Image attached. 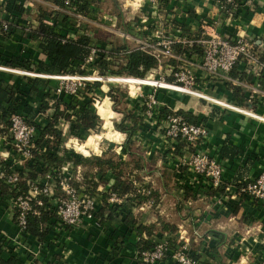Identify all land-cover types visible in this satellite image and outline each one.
Returning <instances> with one entry per match:
<instances>
[{
	"label": "crops",
	"instance_id": "crops-1",
	"mask_svg": "<svg viewBox=\"0 0 264 264\" xmlns=\"http://www.w3.org/2000/svg\"><path fill=\"white\" fill-rule=\"evenodd\" d=\"M108 1L114 5V10L107 13L103 4L102 8L99 4L100 13L97 16L100 22L104 21V17L116 20V29H109L113 38L109 39L101 28L95 30L91 27L89 31L95 20L88 24L85 32L92 36L98 32L104 34L105 39L96 44L103 50L111 51L110 42L123 33L119 27L121 19L126 21L115 8L117 1L105 0L104 4ZM219 1L159 0L158 8L145 7L134 16L133 47L136 48L138 39L145 37L138 32L142 18H147L148 25H152L147 33L149 37L155 35V27L165 29L167 35L173 37L201 35L204 21L219 17ZM252 2L250 7H242L235 17L219 20L216 32L225 38L244 37L264 50V0ZM40 5L54 9L45 0H0V19L11 22L15 29L11 35L0 29V68L12 70H0V81L20 90L27 88L28 78H41L31 75L42 76V79L49 76L28 71L22 65L24 61H29L33 68L46 61L38 43L30 38L38 26ZM173 22L185 29L176 28ZM82 33L80 31L78 35ZM14 58L22 66H11ZM248 70V67L239 64L235 74L245 75ZM196 74V89L200 93L253 115L251 117L183 94L160 91L158 95L163 110L187 113L208 128L210 135L204 149L224 164L223 187L215 190L202 178L192 184V175L178 168L179 163L189 155V152H184V143L179 144L172 157L158 130L146 125L133 137L135 148H139L144 157L146 173L136 171L128 175L126 183L132 189L123 196L125 204L114 207L107 203L106 197L116 186L117 176L107 172L106 184H99L95 191L98 197L93 217L84 219L76 230L58 231L49 223L51 229L43 242L23 234L15 220L13 199L0 195L1 258L5 261L13 258L16 264H141L137 258L140 248L147 246L150 249L160 240L174 242L182 236L188 240L192 253L202 264H261L264 260V203L240 196L236 185L238 181L254 180L264 172V101L260 97L254 99L252 102L258 103L256 109L242 107L226 82L218 81L201 70ZM256 80L254 77L250 84H256ZM133 82L135 84L140 80L133 78ZM246 89L250 101L249 88ZM18 100L21 101L22 114L39 108L32 97H18ZM136 100L134 102L138 103ZM136 108V118L140 120V106ZM98 114L109 125L114 112L104 103L99 107ZM38 120L37 117L35 121ZM10 146L11 143L0 136V163L3 165L6 163L2 156L9 153ZM225 147L235 149L238 154L223 157ZM77 149L89 155V150L95 151L96 147L88 142L78 145ZM120 154V159H128L125 150ZM13 157L10 155L9 163L13 162ZM98 179H94L95 183ZM229 187L230 191L226 192ZM219 200H222V205H219ZM159 264L174 263L165 261Z\"/></svg>",
	"mask_w": 264,
	"mask_h": 264
},
{
	"label": "built area",
	"instance_id": "built-area-1",
	"mask_svg": "<svg viewBox=\"0 0 264 264\" xmlns=\"http://www.w3.org/2000/svg\"><path fill=\"white\" fill-rule=\"evenodd\" d=\"M116 1L118 4L120 3V14L125 18L126 23L134 21L135 13H141L145 7H159V0ZM252 1L220 0L218 4L219 17L205 20L203 32L197 39L168 36L165 29H157V27L154 28L156 29L155 35L149 37L150 35H147V33L151 31L152 25H148L147 18H142L141 27L138 29V32L145 34V37L136 41V50L149 53L159 60L174 59L176 60V66L161 65L158 69L152 70L145 79H138L142 83H137L133 86L139 85L141 93H137L135 97L129 98L131 101L137 99L139 104L133 102L131 107L134 108L135 104L140 106L139 111L144 121L143 126H154L158 130L160 139H162L165 148L172 152V157L175 155L174 153H176L179 144L184 143V152H189V155L187 159L179 163L178 168L184 169L192 175V184H196L202 178L209 184V187L215 190L220 189L224 184L225 167L222 162L211 156L207 149H204V143L210 135L208 128L200 123L191 124L183 116L175 112L160 118L163 107L158 95L160 91H166L196 97L216 106L253 117L249 112L213 99L196 89V73L198 70L204 71L218 81L233 85H244L232 75L235 72V68L239 64H243L249 69L247 73L257 79L256 84L246 86L249 88L250 101L258 97L264 101V84L261 83L263 81L261 80L262 76L264 75L263 50H260L253 42L244 37L225 38L216 32L219 20L235 17L242 7H250L251 3H253ZM64 3L65 9L63 12L70 17L72 24L78 29V33L82 31V35L86 34L91 37L90 34L85 32L86 27L98 18L97 15H99L100 9H97L92 16H84L76 11L72 0H64ZM54 10L61 11L57 7ZM128 14H132L133 17H127ZM110 19V17H104V20ZM47 23L52 25L50 21ZM11 26V22L0 19V29L2 32L10 33ZM116 27L117 23L114 21L111 29H116ZM128 27L133 28V22ZM121 37L133 43V34L130 31L121 33ZM177 45H181L184 48V52L179 55L174 53V47ZM89 51V56L81 67L85 71L83 75L45 77L58 82L53 92L56 99L64 95L80 98L84 94L86 95L89 87L100 84L103 78L107 79L108 83L111 84L110 88L117 82L128 84L120 80L131 77L101 75L99 69L95 66L98 57L103 53L108 56L106 57L108 61L118 60L115 56L110 55L111 51L101 49L96 43L90 46ZM131 52L126 51L125 55ZM0 70L12 71L6 68H0ZM21 73L30 75L24 72ZM166 74H169L167 75L169 76L168 79H166ZM31 76L43 78L39 75ZM53 104L54 101L51 102V105ZM97 105H95L96 109ZM96 114L99 116L98 113ZM44 116L46 115H39L38 121H41ZM9 132L12 136V152L9 151L2 158H4L5 165L9 164L10 168L22 169L28 162L34 159V153L37 151L36 144L39 140L38 130L34 124H29L23 116L14 115L11 118ZM123 148L124 145L119 148V152H117L119 155H121L120 152L123 151ZM12 153H14V160L9 163L8 160L10 155H13ZM15 158H17L16 161ZM77 171L78 176H80L81 169L78 168ZM53 173L58 172L53 171ZM53 173L39 177L31 183L27 195H19L17 199L13 200L14 210L18 211L16 223L23 234L26 233L28 216H41V208L46 211L55 209L57 217L55 229L58 231H73L78 229L81 227L84 219L92 218L96 211L97 194H86L84 188L78 190L72 185L73 177L70 165H66L57 176H53ZM19 181L20 177L18 174H7L4 167L0 165V185H9L15 188ZM236 186L238 187L240 196L250 197L264 203V172L254 180L238 181ZM230 189V187L227 188L226 192L230 191ZM57 191H60L62 195L57 197ZM40 196H44L47 201L41 200ZM106 201L114 207H121L125 204V197L112 191L108 193ZM218 203L219 205L223 204L222 200H219ZM137 254V258L141 264H159L165 261H172L174 264H202L192 253L188 240L182 236L174 242L160 240L152 248L139 250ZM261 264H264V260Z\"/></svg>",
	"mask_w": 264,
	"mask_h": 264
},
{
	"label": "trees",
	"instance_id": "trees-1",
	"mask_svg": "<svg viewBox=\"0 0 264 264\" xmlns=\"http://www.w3.org/2000/svg\"><path fill=\"white\" fill-rule=\"evenodd\" d=\"M52 4V6L59 8L61 11L54 10L46 5H40V16L38 18V26L31 33V40L36 41L40 50L44 53L46 61L39 62L32 68V63L24 61L22 65L28 71H35V73L49 76H63V75H83L85 73L82 70V66L89 56L90 46L97 41L104 40L105 35L102 33H96L93 37L86 34L78 35V29L72 24L70 17L64 13L65 3L64 0H45ZM73 6L76 11L84 16H92L96 12L99 5L98 0H72ZM50 21L52 25L45 21ZM124 20L121 19L119 27L123 24ZM176 28L179 27L177 23H172ZM125 28V27H124ZM127 29V28H126ZM126 29H123L125 32ZM185 29V28H183ZM15 29L11 26V32L6 33L11 35ZM94 32V31H93ZM97 32V31H96ZM95 33V32H94ZM199 35H195L191 38L197 39ZM112 46L111 54L118 60L108 61L104 53L101 54L95 66L99 69L101 75H114L122 77H131L137 79H145L152 70L158 69L161 65L176 66V60L167 59L159 60L153 55L136 50L131 42H128L124 37H119L110 42ZM126 51H132L130 54H126ZM184 52V48L181 45L174 47V53L179 55ZM262 60L264 61V50L262 54ZM111 58V57H110ZM120 60V61H119ZM11 66H22L17 59H12ZM238 67V66H237ZM236 70V68H235ZM234 78L240 80L244 85H233L227 83L228 89L232 92L233 96L242 107L251 106L252 109H256L258 103L249 101L247 99V89L245 86L254 81V77L245 74H232ZM264 84V75L262 76ZM57 81H52L42 78H28L27 88L24 90L17 89L12 85L0 81V136L6 138L7 142H12V136L9 132L11 127V118L14 115L23 116L29 124H34L38 130L39 140L37 141V151L34 153V159L28 162L22 169H12L9 164L3 165L7 174L16 173L20 177V181L15 188L9 185L0 186V195L10 196L13 200L17 199L19 195H27L31 183L37 180L39 177L46 176L48 173H53V176H57L62 172L66 165L72 167V185L80 190L85 189V193L89 195H95V191L99 184H106V174L111 171L117 176V184L113 191L120 196H125L131 191L130 185L126 183V178L130 173L143 172L146 173V164L144 157L138 149H131L128 145H124L128 159L126 161L120 159L121 156L105 155L102 157L91 156L83 157L73 150L62 149L63 131L60 129V123L65 121L70 125L71 134L79 138H84L92 132L101 129L102 120L96 114L92 105V98L89 95L91 90H100V84H95L88 88L86 95L79 97H73L64 95L58 99L55 98L54 90L57 86ZM115 90L111 87L110 97L117 100V104H129L130 98L128 92ZM115 92H119V98L114 95ZM18 97L33 99L38 102V109L36 111L27 110L26 114H22L20 107L21 101ZM123 100V101H122ZM54 104L51 106V102ZM134 102V101H133ZM116 106V104H115ZM134 105L131 113L128 110H122L120 113L123 116L121 123H116V129L127 136L128 143L133 140L135 132L143 127V119L136 118V108ZM116 108V107H115ZM138 110V109H137ZM172 113L171 111L164 109L160 118ZM178 115H182L189 123L198 124L196 119L183 112H178ZM39 115H46L41 121H35ZM130 121V125L126 127L123 123ZM8 150L12 152L11 146ZM14 156V153H12ZM124 154V153H123ZM230 154V155H228ZM235 149L231 147H225L223 150V157L237 155ZM87 155V154H85ZM227 155V156H226ZM120 157V158H119ZM78 168L81 169V174L78 176ZM99 177L98 182L95 183L94 179ZM223 187V186H222ZM57 197L62 193L57 191ZM44 202L47 199L44 196L39 197ZM52 209V208H51ZM15 211V220L18 215V211ZM41 216L34 215L28 216V225L25 234L36 237L39 241H45L47 235L50 232L49 223L57 226V217L55 209L45 210L40 209ZM170 229V228H166ZM173 230V228H171ZM66 231V230H64ZM146 248H140V250H146ZM2 249L0 247V264H16L15 259H9L5 261L1 258ZM220 264H227L221 262Z\"/></svg>",
	"mask_w": 264,
	"mask_h": 264
},
{
	"label": "rangeland",
	"instance_id": "rangeland-1",
	"mask_svg": "<svg viewBox=\"0 0 264 264\" xmlns=\"http://www.w3.org/2000/svg\"><path fill=\"white\" fill-rule=\"evenodd\" d=\"M105 0H99V4L102 8L103 4V9L105 10V12L107 13H111L114 9V5L112 3H110L109 1L106 2V4H104ZM120 4V3H119ZM116 5L115 8L116 10H118V13L121 12L120 10V6ZM100 6L98 5V8L100 9ZM127 17H133L132 14H128ZM112 19V18H111ZM104 20L103 22L98 21V18H96L95 23L90 25V28L88 29L89 31H91V27L95 30H98V28H101L102 30H104L107 34L106 36L109 39L113 38V35L110 34L109 29L111 28V25L114 23V19L112 20ZM133 22V20L131 21ZM131 22H123V24H121L120 29H126L127 31L132 32L133 34V28L128 27L130 25ZM125 27V28H124ZM87 28V27H86ZM124 32V31H122ZM92 36V35H91ZM93 37V36H92ZM133 44V43H132ZM169 74H166V79H168L169 76H167ZM124 82L128 83V84H124V83H114L113 87L115 88V90H117V88L119 89L118 91L123 92V91H127L128 92V96L133 98L137 95V93H141V90H139V85L133 86L134 82H133V78H126L124 79ZM138 83H142V82H138ZM135 84H137L135 82ZM111 84L108 83L107 79L103 78V80L100 82V90L97 91H93L91 90L90 92V96L93 99L92 100V105L94 104V109L96 111V113H98V109L99 107H101L104 103L105 106L108 109H111L114 112V115L112 117V119H110V123L109 125H106L105 120H102V125H101V129L95 132L90 133L89 135L85 136L84 138H79L75 135L71 134V129H70V125L68 123H66L65 121H62L60 123V129H62L63 131V141H62V149H67V150H73L75 153L83 156V157H91V156H98V157H102L105 155H115V156H120L117 152H119V148L122 145H128V147H130L132 150L135 149V143H133V140H131L129 143L127 141V136L121 132H119L116 129V123H121L123 120V116L120 113V111L122 110H128V112L131 113L133 107H131V104L133 105V101L130 100L129 104H117V100L115 102L114 99H112V97H110V91L111 88L109 87ZM88 91V90H87ZM119 92H115L114 95H116V98H119ZM133 100V99H132ZM123 101V100H122ZM98 104V105H97ZM116 104V106H115ZM95 105H97V109L95 108ZM116 107V108H115ZM130 121L124 122L123 124L128 127L130 125L129 123ZM88 142H91L92 145H94L96 147V150H90V154L89 155H84L83 153H80L77 149V146H81L83 144H87ZM137 147V146H136ZM121 153V152H120Z\"/></svg>",
	"mask_w": 264,
	"mask_h": 264
},
{
	"label": "bare ground",
	"instance_id": "bare-ground-1",
	"mask_svg": "<svg viewBox=\"0 0 264 264\" xmlns=\"http://www.w3.org/2000/svg\"><path fill=\"white\" fill-rule=\"evenodd\" d=\"M120 81L124 82V80H123V79H121Z\"/></svg>",
	"mask_w": 264,
	"mask_h": 264
}]
</instances>
